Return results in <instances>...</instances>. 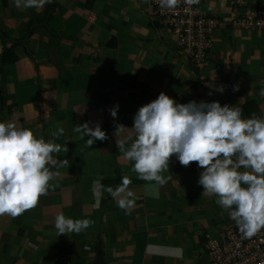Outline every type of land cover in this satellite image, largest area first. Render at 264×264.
Segmentation results:
<instances>
[{"label":"crops","instance_id":"crops-1","mask_svg":"<svg viewBox=\"0 0 264 264\" xmlns=\"http://www.w3.org/2000/svg\"><path fill=\"white\" fill-rule=\"evenodd\" d=\"M237 1L201 0L224 24L213 33L206 65L195 69L175 35L155 22L149 0H52L42 9L0 0V122L14 121L67 149L49 165L58 187L22 215L0 216V264L207 263L203 238L236 223L217 197L202 195L204 169L182 166L173 155L163 173L172 179L158 199L145 196L147 182L131 171L114 133L117 124L133 127L138 109L161 92L177 103L236 106L243 118V106L254 102L264 117V29L230 26ZM85 122L99 123L108 139L87 146L90 137L73 131ZM58 126L64 134L53 137ZM123 175L137 196L127 214L106 191L99 198L91 191L98 177L115 188ZM59 213L95 223L58 236Z\"/></svg>","mask_w":264,"mask_h":264},{"label":"clouds","instance_id":"clouds-1","mask_svg":"<svg viewBox=\"0 0 264 264\" xmlns=\"http://www.w3.org/2000/svg\"><path fill=\"white\" fill-rule=\"evenodd\" d=\"M51 2L13 0L15 7L24 9H42ZM158 2L162 10H172L181 0ZM183 2L191 6L200 0ZM118 108L117 104L110 110L114 118ZM73 131L81 139L90 137L86 140L89 147L96 140L108 139L99 123L93 128L85 122L76 125ZM63 134L64 128L60 126L52 133L53 137ZM114 134L119 152L133 164L131 171L147 182L145 196L159 198L160 187L172 179L163 173L169 172L175 155L182 166L196 162L204 169L198 181L203 186L202 195L217 197L216 203L230 210L229 216L244 238L250 239L264 229V117L252 114L250 118H243L241 108L222 106L218 101L177 103L161 92L138 109L133 127L117 124ZM62 150L67 151L60 144L37 137L30 128L18 127L14 121L0 122V216L18 217L35 208L50 188L58 187L50 183L56 176L49 165H55ZM61 166L68 167L69 161L62 160ZM102 179L93 181V196L99 198L106 191L121 210L130 213L137 199L129 187L130 177L123 175L115 188L105 187ZM94 223L90 219L68 218L63 213L55 217L58 236L79 234Z\"/></svg>","mask_w":264,"mask_h":264},{"label":"built area","instance_id":"built-area-1","mask_svg":"<svg viewBox=\"0 0 264 264\" xmlns=\"http://www.w3.org/2000/svg\"><path fill=\"white\" fill-rule=\"evenodd\" d=\"M155 22L175 35L177 43L195 69H202L209 59L213 33L222 24L217 16L199 4L188 6L183 0L172 10H162L158 0H149ZM233 28L244 31L264 29V0L237 1ZM241 11V12H239ZM206 264H264V229L252 238H244L237 225L225 227L216 237L202 241Z\"/></svg>","mask_w":264,"mask_h":264},{"label":"trees","instance_id":"trees-1","mask_svg":"<svg viewBox=\"0 0 264 264\" xmlns=\"http://www.w3.org/2000/svg\"><path fill=\"white\" fill-rule=\"evenodd\" d=\"M15 44H19V43H15ZM15 47H16V45L14 47H12L13 51H14ZM5 53H7V52H5ZM14 60L18 61V58L15 57ZM243 110H244V114H245L246 118H250L252 116V114L258 115V112H259L258 107H257L256 103H254V102H248L246 105L243 106Z\"/></svg>","mask_w":264,"mask_h":264},{"label":"rangeland","instance_id":"rangeland-1","mask_svg":"<svg viewBox=\"0 0 264 264\" xmlns=\"http://www.w3.org/2000/svg\"><path fill=\"white\" fill-rule=\"evenodd\" d=\"M65 80H66V79H65ZM68 82L71 83V80H69ZM223 210H224V209H223ZM208 213L210 214V216H212L211 211L209 212V210H208ZM209 214H208V215H209ZM228 218H229V216H228ZM224 223H225V222H224ZM228 225H229V224H228ZM220 226H221L220 224L217 225L218 228H220ZM224 226H225V225H224ZM218 230H220V229H218ZM210 231H211V233L209 234L210 237H214V236H215V233H212V232H214V229H211ZM217 234H218V232H217ZM206 236H208V235H206Z\"/></svg>","mask_w":264,"mask_h":264},{"label":"water","instance_id":"water-1","mask_svg":"<svg viewBox=\"0 0 264 264\" xmlns=\"http://www.w3.org/2000/svg\"><path fill=\"white\" fill-rule=\"evenodd\" d=\"M100 257V256H99ZM99 257H98V260H99Z\"/></svg>","mask_w":264,"mask_h":264}]
</instances>
